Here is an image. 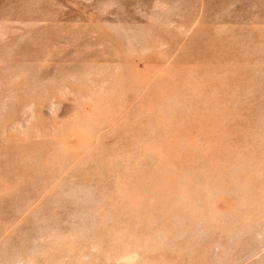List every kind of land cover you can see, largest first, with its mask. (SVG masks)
Instances as JSON below:
<instances>
[{
	"label": "rangeland",
	"instance_id": "1",
	"mask_svg": "<svg viewBox=\"0 0 264 264\" xmlns=\"http://www.w3.org/2000/svg\"><path fill=\"white\" fill-rule=\"evenodd\" d=\"M0 264H264V0H0Z\"/></svg>",
	"mask_w": 264,
	"mask_h": 264
}]
</instances>
